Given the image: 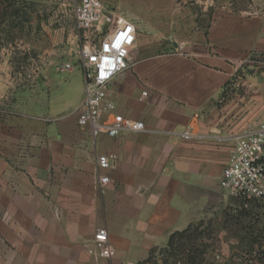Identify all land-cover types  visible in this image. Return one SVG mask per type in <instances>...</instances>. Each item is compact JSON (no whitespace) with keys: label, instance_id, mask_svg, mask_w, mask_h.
Returning a JSON list of instances; mask_svg holds the SVG:
<instances>
[{"label":"crops","instance_id":"obj_1","mask_svg":"<svg viewBox=\"0 0 264 264\" xmlns=\"http://www.w3.org/2000/svg\"><path fill=\"white\" fill-rule=\"evenodd\" d=\"M102 1L136 32L126 49L132 67L114 79L111 98L117 113L146 130L94 138L78 125L83 71L11 77L7 52L0 264L144 262L171 235L223 210L220 184L236 136L262 123L264 0ZM16 5L0 0V32L21 14L22 38L0 39V47L25 50L29 24L25 41ZM188 127L198 137L184 139ZM100 155L118 159L99 172ZM98 173L109 183L100 186ZM102 228L116 250L111 259L87 252Z\"/></svg>","mask_w":264,"mask_h":264},{"label":"rangeland","instance_id":"obj_2","mask_svg":"<svg viewBox=\"0 0 264 264\" xmlns=\"http://www.w3.org/2000/svg\"><path fill=\"white\" fill-rule=\"evenodd\" d=\"M76 1L18 0L15 10L24 12L25 41L29 24L30 42L25 50L0 47V59L5 61L9 52V60L3 65L5 70L8 65L11 77L21 74L22 79L29 73L33 81L42 71H83L82 50L97 42L98 33L79 27L73 13ZM21 18L9 24V31H1L0 39L10 44L13 39H21ZM12 28L19 30L12 32ZM46 90L50 94V88ZM10 96L8 100L14 98ZM150 257L147 264H264V200L243 210L228 196L222 211L195 222L184 236H177L172 246L154 250Z\"/></svg>","mask_w":264,"mask_h":264},{"label":"built area","instance_id":"obj_3","mask_svg":"<svg viewBox=\"0 0 264 264\" xmlns=\"http://www.w3.org/2000/svg\"><path fill=\"white\" fill-rule=\"evenodd\" d=\"M73 13L80 28L98 33L97 42L84 47L81 54L85 93L78 108L79 127L94 138L102 134L117 137L144 132L146 126L143 122L117 113L110 92L114 79L132 67L126 49L135 39L133 26L102 0H77ZM183 137L191 140L198 134L188 127ZM236 141L220 185L243 210H249L253 203L264 200V117L257 129H247L236 136ZM117 159L115 155H100L98 171L111 169ZM98 183L104 186L109 183V178L98 173ZM87 252L95 258L115 257L116 250L106 229L97 230Z\"/></svg>","mask_w":264,"mask_h":264},{"label":"trees","instance_id":"obj_4","mask_svg":"<svg viewBox=\"0 0 264 264\" xmlns=\"http://www.w3.org/2000/svg\"><path fill=\"white\" fill-rule=\"evenodd\" d=\"M189 229H190V227H189L188 229L182 231V232H177V233L171 235L167 247L172 246L173 243H174V241H175V239L177 238V236H184V235L189 231ZM153 251H154V250H153ZM153 251H152V252H153ZM152 252H151V254H152ZM151 254H150V256H151ZM150 256H149V258H148L147 260H145L144 262H141V263H139V264H147V263H149L150 258H151Z\"/></svg>","mask_w":264,"mask_h":264}]
</instances>
